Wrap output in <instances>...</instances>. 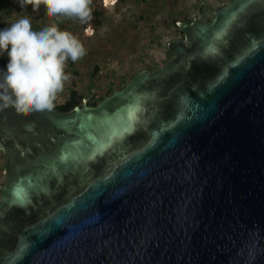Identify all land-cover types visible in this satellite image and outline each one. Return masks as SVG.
<instances>
[{"label":"water","instance_id":"obj_1","mask_svg":"<svg viewBox=\"0 0 264 264\" xmlns=\"http://www.w3.org/2000/svg\"><path fill=\"white\" fill-rule=\"evenodd\" d=\"M179 25L96 105L0 109V264H264V0Z\"/></svg>","mask_w":264,"mask_h":264},{"label":"rangeland","instance_id":"obj_2","mask_svg":"<svg viewBox=\"0 0 264 264\" xmlns=\"http://www.w3.org/2000/svg\"><path fill=\"white\" fill-rule=\"evenodd\" d=\"M111 1L93 0V18L82 25L63 18L50 19L43 6L33 12L31 6L22 9L16 5V0H0V30L27 15L34 30L56 23L73 32L87 49L81 60L68 62L66 71L71 77L55 107L67 101L73 91L79 104L96 105L102 97L122 88L137 72L163 66L172 58L169 43L184 38L180 22H210L214 9L230 0ZM6 161L0 150V187L5 181Z\"/></svg>","mask_w":264,"mask_h":264},{"label":"clouds","instance_id":"obj_3","mask_svg":"<svg viewBox=\"0 0 264 264\" xmlns=\"http://www.w3.org/2000/svg\"><path fill=\"white\" fill-rule=\"evenodd\" d=\"M93 0H18L20 7L41 6L50 19L63 18L87 25L93 18ZM91 35V30H88ZM7 54L6 70L0 71V109L13 108L29 115L52 110L71 74L68 62L86 54L82 41L58 24L34 30L30 16H21L0 30V55Z\"/></svg>","mask_w":264,"mask_h":264},{"label":"trees","instance_id":"obj_4","mask_svg":"<svg viewBox=\"0 0 264 264\" xmlns=\"http://www.w3.org/2000/svg\"><path fill=\"white\" fill-rule=\"evenodd\" d=\"M15 4V3H14ZM16 5H19L18 0H16ZM8 62L7 55H2L0 57V71L6 70V64ZM111 94V93H110ZM109 95V94H108ZM107 96V95H106ZM105 97V96H104ZM102 97L101 100L104 98ZM79 104V100L75 98V91L71 94L70 98L65 101L63 104L58 105L55 107L56 109H59L60 111H69L71 110L75 105ZM92 181V180H91Z\"/></svg>","mask_w":264,"mask_h":264},{"label":"bare ground","instance_id":"obj_5","mask_svg":"<svg viewBox=\"0 0 264 264\" xmlns=\"http://www.w3.org/2000/svg\"><path fill=\"white\" fill-rule=\"evenodd\" d=\"M108 3H112V1L111 0H106Z\"/></svg>","mask_w":264,"mask_h":264},{"label":"flooded vegetation","instance_id":"obj_6","mask_svg":"<svg viewBox=\"0 0 264 264\" xmlns=\"http://www.w3.org/2000/svg\"><path fill=\"white\" fill-rule=\"evenodd\" d=\"M56 109V108H55ZM59 110V109H58Z\"/></svg>","mask_w":264,"mask_h":264}]
</instances>
